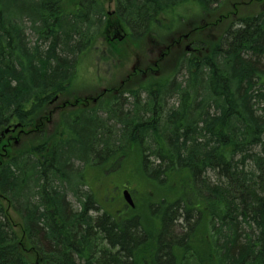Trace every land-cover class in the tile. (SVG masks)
Returning a JSON list of instances; mask_svg holds the SVG:
<instances>
[{"label":"trees","instance_id":"1","mask_svg":"<svg viewBox=\"0 0 264 264\" xmlns=\"http://www.w3.org/2000/svg\"><path fill=\"white\" fill-rule=\"evenodd\" d=\"M63 1L0 0V264H264V9L215 42L193 28L199 54L167 50L159 77L62 114L52 139L46 105L103 33L167 47L161 16L215 2L114 0L105 15L96 0ZM122 160L148 193L111 214L86 177Z\"/></svg>","mask_w":264,"mask_h":264},{"label":"rangeland","instance_id":"2","mask_svg":"<svg viewBox=\"0 0 264 264\" xmlns=\"http://www.w3.org/2000/svg\"><path fill=\"white\" fill-rule=\"evenodd\" d=\"M78 1L79 0H64L61 4L66 10L72 11L76 8ZM96 2L101 4L105 15H109L115 11V3L110 4L108 0H96ZM263 9L264 0H215L211 8V12L213 13H205L202 17L198 15V10L196 8L183 6L178 7L174 14L171 12L165 16H161L160 19L163 24L169 25L175 29L170 33L167 42H171L170 39H177L181 35H186L195 27H199V31L195 33L197 34L196 37L199 36L207 42H212L214 39L219 38L226 28L235 26L238 19L246 15H254ZM233 14H235V16H233ZM221 16H226L228 18L224 19L218 27L208 28L207 26V28L201 29V27L207 24H214ZM27 33L29 35V32ZM112 36L105 37L103 33L97 40L95 46L81 56L74 69L75 77L68 88V93L65 95H58L57 99L50 102V104L48 103L49 106H47V110L44 113L48 121L44 120L43 122L45 126L42 128V134H46L52 139H56L57 135H61V133L63 134L60 120L62 112H60V108L64 101L72 103L77 98L85 99L86 97H94L103 89H110L111 91L118 89L121 82L131 73L134 66L142 70L146 67H152V64L158 59L159 54L162 52L161 47L165 46L163 43H166V41L161 42V40H158L161 45L155 48H148L151 46L149 43V45L146 46L148 49L146 47L137 49L132 48L130 46L131 41L125 39L120 44L116 45L115 48H112L110 44L116 41L114 39L109 40ZM164 39H166V36H164ZM152 40L156 42L155 39ZM183 44H185V42L182 43V46H184ZM153 74L154 73H152V75ZM182 76V74L177 75V78L181 80ZM130 82H134V79ZM111 94L117 93L112 92ZM108 97L109 95L105 98L108 99ZM89 106L88 110H92L96 105L91 104ZM56 108V113H53L49 118V113ZM68 109L69 107H66L65 115L69 114L67 111ZM67 119H70V117ZM74 129H76V127ZM25 139L26 137L23 136L20 144H25L27 141ZM114 166L115 164L111 165V168H115ZM86 178L87 185H90L92 191L96 194L99 204L111 214L117 211H129V209L124 207L123 191L125 189L130 192L132 201H134L136 206L141 204V201L145 199L144 196L148 193L145 189L148 187L145 180L138 179L132 171V165L127 163L124 164L123 160L120 162L119 168L113 172L104 175V173L97 168L89 170ZM73 181L74 178L71 179V183H73ZM107 195L113 199H119V201L113 204L107 200L108 203H106L104 197L106 196L107 198ZM68 199L71 203L73 202L72 198Z\"/></svg>","mask_w":264,"mask_h":264},{"label":"flooded vegetation","instance_id":"3","mask_svg":"<svg viewBox=\"0 0 264 264\" xmlns=\"http://www.w3.org/2000/svg\"><path fill=\"white\" fill-rule=\"evenodd\" d=\"M113 4V3H112ZM233 16H235V14H233ZM220 18V17H219ZM221 18H223V17H221ZM212 27H215V25L214 26H212ZM110 32H114V30L112 29ZM110 34V33H109ZM113 35V36H112ZM118 35V34H117ZM187 35L188 34H186V35H181L182 36V38H179L177 41H173V42H171V44L173 45V47L171 48L172 50H177L178 49V51H186V52H188V53H191L192 51H194L193 49H192V47L190 46V43L188 42V37H187ZM110 36H112V38H109V40H113V37H116L115 35H114V33H111L110 35H109V37ZM182 39H184V40H182ZM116 41H119V40H116ZM183 42H185V44H183L184 46H182V43ZM196 53H199V52H196ZM164 58V54L163 53H160L159 54V59H160V61H162V59ZM138 63V62H137ZM158 66V64H157V62L155 61L153 64H152V67H154V68H156ZM150 69L151 68H145V69H138L136 66H134L133 68H132V70H131V73L126 77V79L124 80V81H122L121 82V85H120V87L118 88V89H116V90H113V93H119V92H121L122 90H126L128 87H130L129 85H125L124 86V83H125V81H127V82H130L131 80H129V79H131V78H134L135 77V81H136V79H137V77H138V75H141V77L142 78H145L146 76H147V73L148 72H150ZM110 91V89H103V90H101V92H99L96 96H94V97H86L85 99L84 98H82V101L81 102H72V103H69L68 104V102L67 103H63L62 104V106H61V108H60V112H65L66 110V107H69V109H68V111H71V112H79V111H84V112H95V111H97L98 109H99V105H100V103H101V101H103L104 99H106L105 97L109 94L108 92ZM117 94H113V95H117ZM91 104H95L96 106H95V108H93L92 110H88V108L90 107L89 105H91ZM48 105V104H47ZM46 105V106H47ZM49 106V105H48ZM59 109V108H58ZM57 110V108L56 109H53L50 113L51 114H53V113H56L55 111ZM63 110H65V111H63ZM49 113V114H50ZM62 114V113H61ZM74 118V117H73ZM23 134H24V136H28L29 134H31V131H30V129L29 130H25L24 129V131H23ZM104 173V175H106V171L105 172H103Z\"/></svg>","mask_w":264,"mask_h":264},{"label":"water","instance_id":"4","mask_svg":"<svg viewBox=\"0 0 264 264\" xmlns=\"http://www.w3.org/2000/svg\"><path fill=\"white\" fill-rule=\"evenodd\" d=\"M7 132H8V130L5 131V133H7ZM123 196H124V199H125L126 203H127L129 206L133 207L134 204H133V202H132V200H131V197H130L128 191H126V190L123 191Z\"/></svg>","mask_w":264,"mask_h":264}]
</instances>
